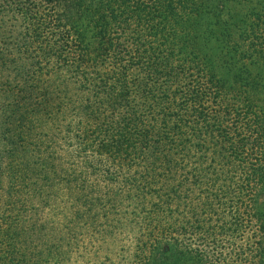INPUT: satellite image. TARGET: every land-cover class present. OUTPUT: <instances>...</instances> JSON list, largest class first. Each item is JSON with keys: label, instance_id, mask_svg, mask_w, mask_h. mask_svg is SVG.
I'll list each match as a JSON object with an SVG mask.
<instances>
[{"label": "trees", "instance_id": "trees-1", "mask_svg": "<svg viewBox=\"0 0 264 264\" xmlns=\"http://www.w3.org/2000/svg\"><path fill=\"white\" fill-rule=\"evenodd\" d=\"M226 2L0 0V264H264V12Z\"/></svg>", "mask_w": 264, "mask_h": 264}, {"label": "rangeland", "instance_id": "rangeland-1", "mask_svg": "<svg viewBox=\"0 0 264 264\" xmlns=\"http://www.w3.org/2000/svg\"><path fill=\"white\" fill-rule=\"evenodd\" d=\"M253 7V8H252ZM254 10V12H264V0H227L224 7L216 9L214 13H209L205 15L206 24L209 22H213L211 27L214 25H221V23H228L230 25L232 22L241 23L240 19L245 17V13L250 14V10ZM218 12H220L218 14ZM216 13V17L214 14ZM247 16V15H246ZM215 29L216 33L219 32L218 28L212 27ZM215 33V34H216ZM202 50L210 55L214 61V64L220 73V75L227 80H233L235 77L233 73L236 70V64L226 59L222 62L221 58L223 57L219 51L221 48V41L217 39V35L212 36L211 39L201 41ZM250 64L249 68H251L254 74H258L260 72L264 76V67L260 68L258 65ZM259 67V68H257Z\"/></svg>", "mask_w": 264, "mask_h": 264}]
</instances>
